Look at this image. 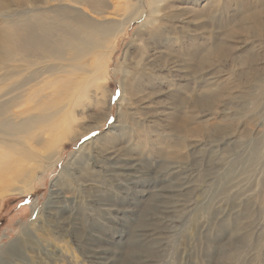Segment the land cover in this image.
<instances>
[{
  "label": "rangeland",
  "instance_id": "1",
  "mask_svg": "<svg viewBox=\"0 0 264 264\" xmlns=\"http://www.w3.org/2000/svg\"><path fill=\"white\" fill-rule=\"evenodd\" d=\"M125 1L0 0V112L7 110L0 127L27 120L30 128L14 138L33 155L24 163L31 178L7 183L13 192L0 190V264H125L154 200L153 188L142 193L145 180L153 183V172L172 161L193 159V140L227 134L234 140L206 150L199 163L193 183L203 190L171 223L163 257L146 255L163 258L159 264H264V0H161L155 24L138 29L145 13L79 53L66 40L63 57L18 43L34 42L28 24L57 39L63 27L83 28L79 21L119 23ZM133 1L147 12L149 0ZM101 53L104 80L97 79L103 67L95 72ZM54 136L70 139L50 157L45 148ZM114 145L123 158H139L147 172L139 186L111 185L97 156ZM27 186L29 194L15 193ZM52 193L59 197L46 205ZM108 201L123 219L109 218Z\"/></svg>",
  "mask_w": 264,
  "mask_h": 264
},
{
  "label": "bare ground",
  "instance_id": "2",
  "mask_svg": "<svg viewBox=\"0 0 264 264\" xmlns=\"http://www.w3.org/2000/svg\"><path fill=\"white\" fill-rule=\"evenodd\" d=\"M93 1L95 0H91V1L87 0L85 3H83L82 0L81 1L75 0V3L76 5H78V7H81L84 4H87L89 6V3ZM124 5L125 6L123 12L125 13L124 14L125 17L122 18L123 17L122 16L120 19L121 22L119 23H115L113 25H105V24L99 25L94 22H86L85 24H82L83 22L78 20L80 26L82 27L83 25V28L80 29V27H70V26L63 27L61 31L65 32V34L63 35L62 38H57V39L51 38V32H49V30L45 28L38 29L35 25L28 24V30L30 33L29 38L34 39V42H32V44H29V42L25 43L24 41H20L18 43H20V45L23 47L25 51L40 50V51H44L45 53H48L49 55H52L55 58H56L55 56L56 53L59 57H63V54L67 49V46H65L66 40L73 42V44L69 45L68 47L77 49L78 53L84 52L85 49L88 48L91 49L92 47L96 46L97 43L100 42V38H98V36H103L104 34H106L111 27L114 28L113 29L114 33H117L116 35H118L119 33L125 31L127 27L134 20L141 19V17L146 13L145 14L146 17L144 18V21H142L141 24L138 26L139 30H143L148 25L155 24L163 15V9H162L163 4L161 0H149V2L145 5L147 6V12L142 4L140 3L138 4L136 3V1L133 0H126ZM80 46H82V48ZM30 55L31 54H28L27 56ZM81 55L85 56L86 54L73 53L72 58H77L78 56ZM105 57L106 54L104 53L102 55L101 53L98 59H100L101 61L103 60V64L101 61H99V63L96 64L95 66V72H97L102 67L104 68L102 74L98 76L97 78L98 80H104L107 78L108 64L107 65L105 64L106 62ZM219 78L220 76L218 75L210 76L205 84V87L211 89ZM64 82L65 81L57 80L54 83L56 85H59L60 83H64ZM125 94L126 93H124L118 99V104L120 106H122L123 103L125 102ZM14 101L15 100L13 99L12 102ZM119 111H120V107H119ZM6 113L7 110L1 111L0 116ZM106 119L107 118H105L104 120ZM27 122H28L27 120L22 122L21 127L18 126L12 127L8 123L7 124L3 123L2 126L0 127V171L2 170L5 171L0 174V182L3 184L0 187V190H2L1 192H4L5 189H7L5 191L7 192L8 188L9 191L13 192L14 189L11 188L12 189L11 190L10 187H8L11 184L7 185V183L9 182H13L18 179H21L23 176L31 178V174H29V172L31 171L26 167L27 166L26 164L24 165V163L33 161V155L31 153L32 151H28L26 149L24 150V146H22L24 142L22 143L20 139L14 138L15 134L26 132L27 129L30 128V124L29 122L28 123ZM71 122L72 120L68 118L65 121L66 124L65 127L70 125ZM100 126H102V124L99 123L96 126L89 128L83 133H81L80 136L77 135L76 138L86 136ZM115 127H120V126L115 125ZM9 135H12V138ZM113 136H114L113 141H115L120 137L118 133H114V132H113ZM234 138H235L234 134H227L225 137L220 138L218 141H202L199 139H195L188 146L189 149L192 150L191 156L193 157V159L188 160L183 158L179 161H172L169 164H167V167L164 170H155L153 172L154 175L153 183H152V178L148 182H146L147 180H145L146 185L147 186L149 185V187H146L147 189L142 190V193L146 194L153 188L155 193H150V194L151 196L153 195L152 199L154 200L149 205L148 209L143 215L142 221L137 227L134 244L132 246L133 251L131 252L125 264H159L162 261L163 258H161V260L157 258L159 256L152 255L151 258V256H148L146 254L154 253L160 256L165 254L166 244H167L166 241L167 238L169 237L172 227L171 223H174L176 217L181 216L182 214H184V212L191 209L192 205L194 204L193 200L196 197H198L200 195V192L203 190V185L201 183L194 184L193 178L198 175H201L202 173L201 169L198 166L199 163L204 160V156L207 153L206 150L218 146L219 144L232 141L234 140ZM63 139H70V138L68 137L63 138L62 136L61 137L54 136L50 139V141L46 143L45 151L48 156L53 157L56 155V149L60 148L61 146L60 143L62 142ZM202 145L204 147H202ZM116 148L117 147L114 145L112 149L111 148L102 149L100 153L98 152L99 155L97 156L98 158L99 157L103 158L102 163H104V165L102 168L105 167L104 169H106V171L108 172L109 179L112 181L111 185L116 186L115 188L117 189L119 187L129 188L130 186H136V187L139 186L140 184H142L143 181L142 178L144 177V175H147L146 174L147 172H145L144 167L140 162L139 158L138 157L135 158L136 156L134 157V159L132 157L123 158L121 152L119 151V148L118 149ZM14 153H19V157L14 158L12 155ZM63 153H64L63 149L62 151L60 150L59 156L56 159H54L53 162L54 166L60 160ZM98 158L97 159L95 158L96 159L95 163L97 164L100 161V159ZM158 162L159 165L161 166L162 162L160 161ZM60 175H62V173ZM149 175H151V173H149ZM18 181L20 182V180ZM161 182L162 184L161 186H159V183ZM31 189L32 188H29L27 186L23 189H19L15 193L19 192L20 195L29 194L32 191ZM55 194L56 193L54 194L52 193L51 198H49L50 200L47 202L48 204L46 203V205L52 203V201L54 200L53 198L59 197L58 195ZM54 202L56 201H53V203ZM108 204L110 205L107 208L111 206L109 208L110 211L109 218L123 219L120 217V215H118L121 212L117 208V206H115L112 202H109ZM112 212L116 214L114 215ZM155 257L157 258V260ZM104 260L108 261L105 258ZM150 261H152V263H149ZM103 264H107V263H103Z\"/></svg>",
  "mask_w": 264,
  "mask_h": 264
},
{
  "label": "snow or ice",
  "instance_id": "3",
  "mask_svg": "<svg viewBox=\"0 0 264 264\" xmlns=\"http://www.w3.org/2000/svg\"><path fill=\"white\" fill-rule=\"evenodd\" d=\"M117 95H118V93H117Z\"/></svg>",
  "mask_w": 264,
  "mask_h": 264
}]
</instances>
